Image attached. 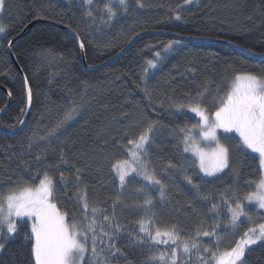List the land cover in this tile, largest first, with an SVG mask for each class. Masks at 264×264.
<instances>
[{
	"label": "trees",
	"instance_id": "obj_1",
	"mask_svg": "<svg viewBox=\"0 0 264 264\" xmlns=\"http://www.w3.org/2000/svg\"><path fill=\"white\" fill-rule=\"evenodd\" d=\"M142 2L145 7L139 8L135 0H129L128 11L118 10L116 18L107 23H101L99 12H94L97 19L93 22L84 15L82 3L76 1L66 5L60 0H6L2 16L6 32L0 38V113L9 105V96L12 105L0 118V129H18L27 114V88L17 65L27 78L33 107L20 133L0 134V191L24 182L36 185L45 171L54 178L63 172L66 184L57 179L53 195L59 210L68 214L69 221L72 217L80 221L82 202L77 192L87 185L90 206L100 209L95 214L97 224L103 222L105 226L108 222L103 221V215L112 214L113 201L119 196L122 203L115 213L124 228L115 243L124 255L111 257V264H160L158 260L149 262L148 257L170 251V245L152 247L151 241L137 242L144 237L137 221L152 213L155 227L163 230L175 224L180 229V252L182 242L190 243L198 228L210 231L215 223L220 224L216 229L219 241L216 237H200L199 241L204 247L218 245L214 249L218 254L229 250L252 224L244 220L233 230L221 199L233 190L242 196L253 191L254 185L249 186L248 182L260 176L258 158L240 150L239 140L230 136L232 139L225 143L230 150L229 168L215 180L206 179L181 144L183 134L179 129L196 124L198 120L192 115L195 113L187 108L177 111L172 105L187 104L196 98L202 107L213 112L237 74L264 77V59L221 43L146 36L106 68L89 71L85 64L94 67L107 62L147 31L224 41L264 56V0H202L190 8L184 7L183 0ZM176 13L181 15L180 20L175 19ZM39 19L79 33L85 44V61L68 31L50 24L29 29ZM22 33L24 36L13 45L11 54L9 41ZM169 44L171 48L165 51ZM157 52L160 57L155 56ZM148 60H154L157 67L145 73ZM145 87L151 98L145 94ZM73 107H77L76 114L55 136L40 139ZM150 122H156V127L150 134L152 140L146 145L144 159L165 184V198L161 200L158 188H149L153 206L146 213L136 206L144 198L136 190L146 182L133 174L121 189L111 164L128 158L131 146H127V141L136 138ZM62 154L67 163L61 162ZM169 162L175 167L168 169ZM77 168L82 169L80 182L75 179ZM185 176L199 185V191L187 183ZM205 196L207 200L203 199ZM213 203L220 205V215L209 210ZM92 215L89 209V219ZM105 230L112 231L107 227ZM30 231L29 223L21 225L19 232L7 239L0 264H35L33 241L25 239ZM104 239L106 244L107 238ZM104 246L98 243V251ZM90 257L89 242L84 264H89ZM183 264H200L196 249L184 257ZM244 264H264V243L249 251Z\"/></svg>",
	"mask_w": 264,
	"mask_h": 264
},
{
	"label": "snow or ice",
	"instance_id": "obj_2",
	"mask_svg": "<svg viewBox=\"0 0 264 264\" xmlns=\"http://www.w3.org/2000/svg\"><path fill=\"white\" fill-rule=\"evenodd\" d=\"M192 2L193 0H183L184 5H189ZM81 3L84 7V15L95 22L97 17L94 12H99L101 23H107L116 18L118 10L126 13L129 6V0H107L102 4L101 0H81ZM135 4L139 8L145 7L142 0H135ZM5 9L6 0H0V14H3ZM105 16L107 20L104 19ZM175 19L180 20L181 15L176 13ZM5 32L6 28L0 25V34ZM76 38L80 40L79 33H76ZM79 47L84 49L83 41H80ZM170 48L171 44L166 46L165 51ZM155 56L160 57V53H155ZM147 65L148 67L144 69L145 73L149 68L157 67L154 60H148ZM25 81L27 82L26 77ZM143 90L151 98L148 89L145 87ZM200 95L202 96L203 93ZM31 98V89L29 88V104ZM172 106L177 111L187 108L188 111L199 117L196 124L190 128H180L179 132L183 134V151L191 152L197 157L193 164L198 166L199 171L205 177H216L229 168L230 150L221 143V138L218 135L220 131L235 133L239 137L238 147L240 150H250L251 153L258 154L259 179L248 182L249 186L254 185V190L246 192L243 196L233 190L230 196L222 198L220 202L230 214L228 222L232 225L233 230L243 223L241 217L251 222L253 217L245 210L246 204H255L258 209L264 210V77L252 73L237 74L213 112L202 107L201 102L196 98H191L187 104L181 102L174 103ZM76 112L77 107H73L48 130L47 136L40 137V139L55 136ZM155 127L156 122H150L136 138L129 139L127 146L131 147H128V158L118 159L111 164L112 170L119 178L121 189L127 183L126 177L133 174L146 182L136 190L138 193H143L144 196L142 203L136 206L144 208L146 213L150 212L153 206L149 188H158L161 200L165 198V184L158 177L155 169L151 168L149 162L144 159L147 155L146 145L150 144L152 140L150 134ZM197 136L201 140L213 144L214 147L210 151L200 147ZM225 139H232V137L226 136ZM127 146L122 145V147ZM61 162L67 163L63 154ZM173 167L175 165L169 162L167 168ZM81 172L82 169H76L75 179L78 182L81 181ZM233 172L235 174L236 170ZM57 179L59 183L66 184L67 177L63 172L59 173L58 178H54L45 171L36 185L24 182L7 191H0V241H2L0 250L4 248V244L10 236L19 232L21 225L26 226L30 221L31 231L25 234V239L33 241L31 252L35 264H84L85 253L89 250V242L92 252L89 264H111V257H116L117 254L123 256L124 253L115 243L118 234L124 228L115 213L117 205L122 203L119 196L113 201L112 214L103 215V221L108 222L107 225L105 226L103 222L97 224L95 214L100 209L95 205L90 206L87 185H84L77 192V198L82 202L81 220L77 221L75 217H72L69 221L68 214L61 212L57 204L52 202ZM184 179L199 191V185L193 183L190 176H185ZM203 199L207 200L208 197L205 196ZM219 208L220 205L213 203L209 210L220 215ZM89 209L93 214L91 219H89ZM154 217L155 213H152V216L137 221L139 232L144 233V237L138 238L137 242L144 244L151 241L152 247L163 243L170 245V251L153 253L148 257L149 262L158 260L160 264H183L184 257L190 254L192 249H196L200 264H244L246 249L259 242H264V223H258L253 227H248L234 247L218 254V251L214 250L218 249V245L204 247L199 241L200 237H216V240L219 241L220 237L217 235L216 229L220 227V224L215 223L210 231L198 228L190 243L188 240L182 242V252H180L178 251L181 249V244L178 243L180 229L175 224L163 230L155 227ZM84 221L88 222L85 224ZM149 225H153V227H149ZM105 227L112 231L105 230ZM97 228L100 230L99 233H97ZM129 236H132L131 232H129ZM104 238H107L106 244ZM98 243L105 245L99 248V251ZM171 245H175V247H171ZM105 252L107 255H104Z\"/></svg>",
	"mask_w": 264,
	"mask_h": 264
},
{
	"label": "water",
	"instance_id": "obj_3",
	"mask_svg": "<svg viewBox=\"0 0 264 264\" xmlns=\"http://www.w3.org/2000/svg\"><path fill=\"white\" fill-rule=\"evenodd\" d=\"M38 24H50V25H53L55 27H58L60 29H63V30H66L68 31L77 41L78 45L80 43L81 40H77L76 38V33L68 28L67 26H64L62 24H59V23H56V22H53V21H49V20H42V19H39V20H36L34 21L31 26H29V29H31V27H34L35 25H38ZM25 33V32H24ZM24 33H22L20 35V37H23L24 36ZM146 36H166V37H170V38H175V39H179V40H183V41H193V42H209V43H216V41H212V40H202L200 38H189V37H183V36H180V35H176V34H172V33H168V32H160V31H147V32H143L142 34L138 35L137 37H135L121 52H119L117 55H115L112 59L108 60L107 62L101 64V65H98V66H94V67H90L88 64H85L86 65V68L89 70V71H97V70H100V69H103V68H106L110 65H112L113 63L117 62L118 60H120L125 54H127L132 48L133 46L138 42L140 41L142 38L146 37ZM19 40V38H16L14 39L11 44H10V47H9V52L11 54H13L12 52V49H13V45ZM221 44H225V45H228V46H231L235 49H237L238 51L240 52H243L245 54H248V55H252V56H255L257 57L258 59H264V56H257L255 54H253L252 52H249V51H246L242 48H240L239 46L237 45H234L232 43H228V42H224V41H221L219 42ZM81 49V48H80ZM82 51V57L85 61V57H86V52H85V48L84 49H81ZM16 65H17V62L16 60H14ZM18 67V70H19V73L21 74L24 82H25V85H26V88H27V95H28V89L30 88L29 84H28V81L26 82L25 81V74L23 73V71L20 69V67L17 65ZM4 89V88H3ZM4 91H6L4 89ZM31 103L29 104V101H28V110H27V114L25 116V119L23 121V123L21 124V126L16 129V130H12V131H7V130H1L0 129V134H3V135H8V136H11V135H16L18 133H20L24 128L25 126L27 125L30 117H31V113H32V107H33V96H32V93H31ZM12 105V99L11 97L9 96V105L7 106V108L2 111L0 113V118L10 109Z\"/></svg>",
	"mask_w": 264,
	"mask_h": 264
},
{
	"label": "rangeland",
	"instance_id": "obj_4",
	"mask_svg": "<svg viewBox=\"0 0 264 264\" xmlns=\"http://www.w3.org/2000/svg\"><path fill=\"white\" fill-rule=\"evenodd\" d=\"M60 1L63 2L64 4H66V5H69L72 1H74V2H75V1H76V2H81V0H60ZM201 1H202V0H193V2H192L191 4H189V5H184V7H189V8H190V7H192V6H197V5L200 4ZM3 13H4V12H3ZM2 16H3V14H0V25L3 26V23H2ZM4 35H5V33L0 34V38H2ZM192 115H193V116L199 121V117L196 116V114H192ZM218 135L220 136V138H221V143H223V144H225L226 142H229L228 139H225L226 136H234L235 138H237V139L239 140L238 135H236L235 133H223L222 131H220V132H218ZM197 142H198V144H199L200 147H203V148H205V149L208 150V151H210L211 148L214 147L213 144L201 140V139L199 138V136H197ZM181 144H182V147L184 148V144L182 143V141H181ZM225 146H226V144H225ZM245 151H247L249 154H252L253 156H255V157L258 158V154L251 153L250 150H245ZM185 153H186V152H185ZM186 154L189 155V156H191L193 159H195L194 161L197 160V157H195V156L193 155V153H191V152H187ZM227 169H228V168H227ZM227 169H225L224 172L219 173L216 177H205L204 174H203L202 172H201V174H202L206 179H208V180H215L216 178H218V177H220L221 175H223V174L227 171ZM115 174H116V173H115ZM116 177H117L118 182H119V178H118L117 175H116ZM129 177H130V176H129ZM129 177H126V180H128ZM119 184H120V182H119ZM52 202L55 203V202L53 201V197H52ZM245 210L248 212V214H249L250 216L253 217V220L251 221V224H252L251 227L255 226V225L258 224V223H264V215H262V213H264V210L258 209V208L255 206V204H252V205H248V204H246V208H245ZM252 211H253V212H252ZM25 219H26V218H25ZM244 220H246V219H245L244 217H241V221H244ZM247 221H248V220H247ZM28 223L30 224V227H31V222L29 221ZM241 224H242V223H240L239 226H240ZM239 226H238V227H239ZM15 235H16V234H13V235L10 236V237L12 238V237H14ZM263 243H264V242H259V243H257L256 245H252V246H250L249 249H246L245 257H244V261H245V258H246V256H247V254L249 253V251H251L252 249L257 248L258 246H260V245L263 244ZM2 251H3V249L0 250V255H1ZM86 256H87V252L85 253V260H86ZM84 263H85V261H84Z\"/></svg>",
	"mask_w": 264,
	"mask_h": 264
},
{
	"label": "bare ground",
	"instance_id": "obj_5",
	"mask_svg": "<svg viewBox=\"0 0 264 264\" xmlns=\"http://www.w3.org/2000/svg\"><path fill=\"white\" fill-rule=\"evenodd\" d=\"M16 38H19V39H20L21 37H20V36H17ZM16 38H15V39H16ZM200 39H201V38H200ZM202 40H212V39H203V38H202ZM212 41H216V43L221 42V41H218V40H212ZM10 44H11V43H10ZM9 47H10V46H9ZM121 51H122V50H121Z\"/></svg>",
	"mask_w": 264,
	"mask_h": 264
}]
</instances>
